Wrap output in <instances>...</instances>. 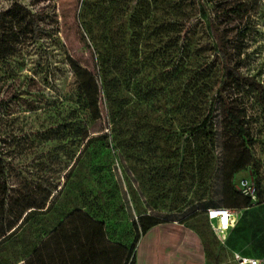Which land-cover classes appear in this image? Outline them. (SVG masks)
I'll return each instance as SVG.
<instances>
[{
  "label": "rangeland",
  "instance_id": "374dc122",
  "mask_svg": "<svg viewBox=\"0 0 264 264\" xmlns=\"http://www.w3.org/2000/svg\"><path fill=\"white\" fill-rule=\"evenodd\" d=\"M17 1L50 19L38 41L0 58V264H74L88 235L91 264H123L139 215H190L215 240L205 203L224 205L222 190L242 178L264 201V90L225 84L238 136L210 31L213 19L229 64L264 85V0H219L230 17H214V0ZM67 56L93 72L96 93ZM98 59L112 66L109 99Z\"/></svg>",
  "mask_w": 264,
  "mask_h": 264
},
{
  "label": "trees",
  "instance_id": "16d2710c",
  "mask_svg": "<svg viewBox=\"0 0 264 264\" xmlns=\"http://www.w3.org/2000/svg\"><path fill=\"white\" fill-rule=\"evenodd\" d=\"M214 4V17L219 16V14L223 17H230L235 14V10L232 6L230 7V9L225 10L223 7L224 4H222V2H220L219 0H214ZM49 19L50 14L48 12H34L29 9L24 3L17 0H13L12 4L8 8L0 11V58H6L14 54L24 44L26 40L38 41L46 32L45 28L41 24ZM210 31L216 43V52L221 57L222 62L223 73L218 88V96L220 97L223 106L224 118L234 128L236 134L240 137H243L246 134L245 127L243 126V121L238 115H235L232 112L227 100L223 97L222 91L224 89V86L226 83H229L232 84V87L234 89H238L240 84H242V81L244 80L245 84L249 87H252L257 91H262L264 90V85H262V83L258 81H255L253 77L243 76L239 72L238 68L229 64V53L227 52L225 47L227 39L225 36H221L218 34L217 29L213 25V19L210 20ZM107 62H109L108 59H106V62H104L103 59H98L100 83L101 86L105 89L106 97L109 99V86L111 85V79L108 78V71L112 70V66H109ZM67 64L70 66L73 74L75 75V78L77 79L80 87L84 89L86 95L88 94V85H91L94 88L95 93L98 91L99 82L97 78L93 75V72L88 70L86 67L80 65L75 59L70 56H67ZM93 105L95 111L98 112L96 98L93 100ZM242 167L243 166H237L233 169V171L237 172ZM222 194L224 198V205L209 200L207 203H205L204 206H202V210L204 211L205 216L207 208L227 207L232 209H241L248 207L254 203H259L257 202V200L252 201L249 197L244 195L242 196V194L238 190H233L229 192L228 189H223ZM185 218L188 219L191 217L189 215L185 216ZM164 219H167V217H159L147 214L139 215L140 233L138 238L147 229L158 224L159 222L164 221ZM98 226L99 229H102V222H99ZM7 236L8 235H4L3 231H0V241L6 239ZM91 239L92 237H89L88 235L87 242L84 243V245H82L80 242L78 244V246L82 249L77 250V252H82L84 254L83 257L85 261L91 259L94 254V247L90 242ZM123 264H136L134 259V253L132 254L131 260Z\"/></svg>",
  "mask_w": 264,
  "mask_h": 264
},
{
  "label": "crops",
  "instance_id": "0c3cea01",
  "mask_svg": "<svg viewBox=\"0 0 264 264\" xmlns=\"http://www.w3.org/2000/svg\"><path fill=\"white\" fill-rule=\"evenodd\" d=\"M234 210L236 222L224 239L214 234L215 240L212 234L204 236L192 224L193 218L164 219L138 238L133 252L135 263L223 264L226 257L239 254L264 264V201ZM77 254L76 264H91L94 257L85 261L82 252Z\"/></svg>",
  "mask_w": 264,
  "mask_h": 264
},
{
  "label": "built area",
  "instance_id": "2783aa9c",
  "mask_svg": "<svg viewBox=\"0 0 264 264\" xmlns=\"http://www.w3.org/2000/svg\"><path fill=\"white\" fill-rule=\"evenodd\" d=\"M237 187L242 195L249 197L252 201L256 200L257 187L252 180L242 178L237 183ZM206 217L211 230L219 239H224L236 222L235 211L227 207L207 208ZM234 258L238 264L259 263L258 259L242 257L239 254H234Z\"/></svg>",
  "mask_w": 264,
  "mask_h": 264
}]
</instances>
